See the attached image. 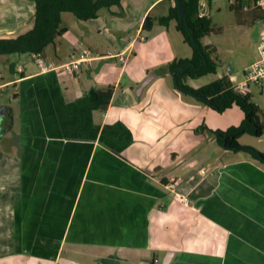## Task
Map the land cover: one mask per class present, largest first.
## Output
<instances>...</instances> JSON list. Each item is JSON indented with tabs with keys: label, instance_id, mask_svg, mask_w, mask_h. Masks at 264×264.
I'll return each mask as SVG.
<instances>
[{
	"label": "crops",
	"instance_id": "1",
	"mask_svg": "<svg viewBox=\"0 0 264 264\" xmlns=\"http://www.w3.org/2000/svg\"><path fill=\"white\" fill-rule=\"evenodd\" d=\"M176 3L121 0L88 21L63 13L67 31L44 55L64 64L89 51L72 77L40 73L31 55L7 60L14 70L0 73V90L12 87L16 106L0 105L10 116L0 133V264H264V164L212 133L239 126L242 111L219 113L175 88L179 72L166 66L193 51L182 57L176 21L158 20ZM213 3L199 0V17ZM35 12V0H0V39L31 30ZM254 62L223 77L233 87Z\"/></svg>",
	"mask_w": 264,
	"mask_h": 264
},
{
	"label": "trees",
	"instance_id": "2",
	"mask_svg": "<svg viewBox=\"0 0 264 264\" xmlns=\"http://www.w3.org/2000/svg\"><path fill=\"white\" fill-rule=\"evenodd\" d=\"M185 9V17L181 18L176 3L171 8L168 16L160 18L161 25H168L175 20L177 29L184 37L185 42L193 49L191 59H181L166 66L170 73L179 72L176 75V89L192 95L198 101L208 105L215 111L222 113L226 109L237 106L244 114L242 123L237 127H231L226 131L212 132L217 144L225 150L234 152H246L252 158L264 164V153L248 146L240 144L243 135H251L261 138L264 135V122L259 117L260 109L252 102L251 95L236 93L228 77H222L215 82L193 89L184 81L187 78L196 79L208 73H216L217 63L212 59L211 46H204L202 39L211 33L210 22L206 18L199 17V0H181ZM35 22L28 32L15 39H0V55H31L43 53L56 39L66 33L62 26L61 15L65 12L72 13L80 21H88L98 17L101 9L121 8V0H35ZM231 8L242 9V4L231 5ZM155 22L148 16L143 25L145 31L150 32ZM14 70V64L10 65ZM112 89L98 93V101L105 110L112 98Z\"/></svg>",
	"mask_w": 264,
	"mask_h": 264
},
{
	"label": "rangeland",
	"instance_id": "3",
	"mask_svg": "<svg viewBox=\"0 0 264 264\" xmlns=\"http://www.w3.org/2000/svg\"><path fill=\"white\" fill-rule=\"evenodd\" d=\"M242 5L243 8L239 10L231 8L229 0H215L212 5L204 8V13L206 15L205 18L210 22L211 33L203 38L201 42L204 46H211V49L213 50L211 57L218 65L217 71L216 73H208L196 79L187 78L184 83L189 82L188 84L190 85L194 84L204 87L215 82L224 75L229 74L230 68L235 69V73H241L251 59H254L255 61L258 59L257 46L260 33L264 29V20H261L264 18V14L249 9V4L245 5L243 3ZM166 7L167 3L157 7L153 11L152 16L156 17L158 12L164 11ZM245 7L247 8L245 9ZM177 36L180 37L182 35L178 33ZM185 46L183 48L184 52H182L183 50L179 47L176 49L182 57H189L191 56L193 49L188 44ZM27 55L28 54L24 56L18 54L0 55V73L5 77L4 80L12 76L10 63L7 60L9 59L10 61L23 63L29 58ZM32 65L33 68L38 70L34 64ZM4 80H0V82ZM262 91V86L253 85L251 87V100L253 103H257L256 105L260 109V119H262L264 114V94ZM13 93L14 90L12 87L1 89L0 105L15 107ZM185 95L190 96L187 94ZM233 110H237L234 112L242 113L237 106ZM7 122L8 120L5 121V123ZM240 144L254 149H256L255 146L250 145L263 147L264 137L256 138L246 134L244 135V139L240 141Z\"/></svg>",
	"mask_w": 264,
	"mask_h": 264
},
{
	"label": "built area",
	"instance_id": "4",
	"mask_svg": "<svg viewBox=\"0 0 264 264\" xmlns=\"http://www.w3.org/2000/svg\"><path fill=\"white\" fill-rule=\"evenodd\" d=\"M215 2V0H201ZM231 5L250 4L264 14V0H229ZM258 59L252 63L243 72L242 80L236 83L232 88L236 93L248 95L253 85H264V29L260 33L259 43L257 46ZM31 60L38 68L40 73L55 72L60 75L74 76L80 71L84 64L90 63L93 59L89 51H83L78 57L72 56L71 60L64 64H54L49 62L43 53L31 54ZM179 180L171 178L167 188L173 194V199L185 206L188 205V199L178 192Z\"/></svg>",
	"mask_w": 264,
	"mask_h": 264
},
{
	"label": "flooded vegetation",
	"instance_id": "5",
	"mask_svg": "<svg viewBox=\"0 0 264 264\" xmlns=\"http://www.w3.org/2000/svg\"><path fill=\"white\" fill-rule=\"evenodd\" d=\"M3 110L0 111V133H2L10 125V116L8 115L6 111H3ZM6 120H8L7 123H5Z\"/></svg>",
	"mask_w": 264,
	"mask_h": 264
},
{
	"label": "water",
	"instance_id": "6",
	"mask_svg": "<svg viewBox=\"0 0 264 264\" xmlns=\"http://www.w3.org/2000/svg\"><path fill=\"white\" fill-rule=\"evenodd\" d=\"M177 1V4H178V9H179V12H180V16L181 18H184L185 17V9L182 5V2L181 0H176ZM174 78H175V74H173ZM175 82L177 84V80L175 79ZM4 108L3 107H0V111H2Z\"/></svg>",
	"mask_w": 264,
	"mask_h": 264
}]
</instances>
